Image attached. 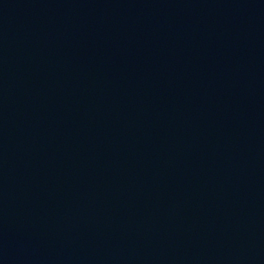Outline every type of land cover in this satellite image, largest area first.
I'll list each match as a JSON object with an SVG mask.
<instances>
[{"label": "water", "instance_id": "1", "mask_svg": "<svg viewBox=\"0 0 264 264\" xmlns=\"http://www.w3.org/2000/svg\"><path fill=\"white\" fill-rule=\"evenodd\" d=\"M0 264H264V0H0Z\"/></svg>", "mask_w": 264, "mask_h": 264}]
</instances>
